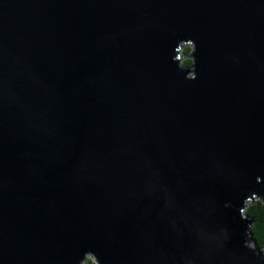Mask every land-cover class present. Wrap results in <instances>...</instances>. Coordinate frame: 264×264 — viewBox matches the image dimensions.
Instances as JSON below:
<instances>
[{"label": "water", "instance_id": "obj_1", "mask_svg": "<svg viewBox=\"0 0 264 264\" xmlns=\"http://www.w3.org/2000/svg\"><path fill=\"white\" fill-rule=\"evenodd\" d=\"M257 200L264 0H0V264H264Z\"/></svg>", "mask_w": 264, "mask_h": 264}, {"label": "trees", "instance_id": "obj_2", "mask_svg": "<svg viewBox=\"0 0 264 264\" xmlns=\"http://www.w3.org/2000/svg\"><path fill=\"white\" fill-rule=\"evenodd\" d=\"M190 49L185 48V52H188ZM184 66H189L191 60L185 58L181 61ZM248 216L256 219L252 224V232L254 234V239L258 246L264 249V201L257 200L254 203H249L244 211ZM83 264H96L90 257H86Z\"/></svg>", "mask_w": 264, "mask_h": 264}, {"label": "built area", "instance_id": "obj_3", "mask_svg": "<svg viewBox=\"0 0 264 264\" xmlns=\"http://www.w3.org/2000/svg\"><path fill=\"white\" fill-rule=\"evenodd\" d=\"M185 48H189L190 50H192V44L191 43H183L182 45H181V51L182 52H185ZM190 50L188 51V52H190ZM188 52H185V53H188ZM92 256V255H91ZM93 257V256H92ZM93 259H94V262L96 263V260H95V258L93 257Z\"/></svg>", "mask_w": 264, "mask_h": 264}, {"label": "rangeland", "instance_id": "obj_4", "mask_svg": "<svg viewBox=\"0 0 264 264\" xmlns=\"http://www.w3.org/2000/svg\"><path fill=\"white\" fill-rule=\"evenodd\" d=\"M184 59H185V58H184ZM87 257H90V258L94 261V259H93L94 256L92 257L91 255H88Z\"/></svg>", "mask_w": 264, "mask_h": 264}, {"label": "bare ground", "instance_id": "obj_5", "mask_svg": "<svg viewBox=\"0 0 264 264\" xmlns=\"http://www.w3.org/2000/svg\"><path fill=\"white\" fill-rule=\"evenodd\" d=\"M184 58H188V57L185 56ZM184 58H183V59H184ZM183 59H182V60H183ZM182 60H181V61H182Z\"/></svg>", "mask_w": 264, "mask_h": 264}]
</instances>
